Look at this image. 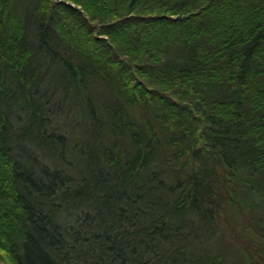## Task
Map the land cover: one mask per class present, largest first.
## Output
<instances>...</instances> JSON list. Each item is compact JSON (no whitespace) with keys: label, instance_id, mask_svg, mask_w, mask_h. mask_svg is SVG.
Returning a JSON list of instances; mask_svg holds the SVG:
<instances>
[{"label":"trees","instance_id":"1","mask_svg":"<svg viewBox=\"0 0 264 264\" xmlns=\"http://www.w3.org/2000/svg\"><path fill=\"white\" fill-rule=\"evenodd\" d=\"M233 252L264 264V0H0V264Z\"/></svg>","mask_w":264,"mask_h":264},{"label":"rangeland","instance_id":"2","mask_svg":"<svg viewBox=\"0 0 264 264\" xmlns=\"http://www.w3.org/2000/svg\"><path fill=\"white\" fill-rule=\"evenodd\" d=\"M225 240L229 242L228 234L225 235ZM227 259H228V257H227ZM229 259H231L234 264H240V260L237 257V254H235L234 252L229 254Z\"/></svg>","mask_w":264,"mask_h":264}]
</instances>
